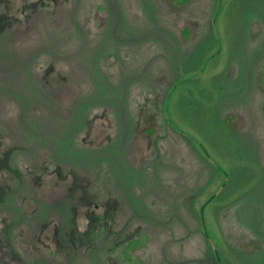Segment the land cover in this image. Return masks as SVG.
<instances>
[{
    "label": "rangeland",
    "instance_id": "374dc122",
    "mask_svg": "<svg viewBox=\"0 0 264 264\" xmlns=\"http://www.w3.org/2000/svg\"><path fill=\"white\" fill-rule=\"evenodd\" d=\"M168 1L0 0V264H264V0Z\"/></svg>",
    "mask_w": 264,
    "mask_h": 264
},
{
    "label": "trees",
    "instance_id": "16d2710c",
    "mask_svg": "<svg viewBox=\"0 0 264 264\" xmlns=\"http://www.w3.org/2000/svg\"><path fill=\"white\" fill-rule=\"evenodd\" d=\"M190 0H169L168 3L173 7V8H179L182 7L183 5H185L187 2H189ZM188 24V23H187ZM261 86L264 88V67L262 68L261 74L259 75V81H258ZM52 84V82H50ZM54 85V84H53ZM107 124H108V120L105 117ZM233 117L232 116H228L226 121V124L230 125V123L232 122ZM99 122V118H94L92 120V125L91 128L89 130V135L90 138H93V136L95 135V133L93 131H95L94 129V125L96 123ZM110 125H108L109 127ZM159 125L157 124V121L151 118H148L146 116V114H142L141 118L139 120V135L142 133L143 135L146 134V137H152L156 132L159 131ZM91 132V133H90ZM93 133V134H92ZM92 134V135H91ZM91 142H93L91 140ZM1 182V179H0Z\"/></svg>",
    "mask_w": 264,
    "mask_h": 264
}]
</instances>
